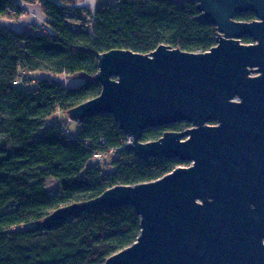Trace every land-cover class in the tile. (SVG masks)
I'll return each mask as SVG.
<instances>
[{"label": "water", "instance_id": "water-1", "mask_svg": "<svg viewBox=\"0 0 264 264\" xmlns=\"http://www.w3.org/2000/svg\"><path fill=\"white\" fill-rule=\"evenodd\" d=\"M195 1L198 19L218 30L214 46L102 52L101 92L68 110L78 123L112 114L140 159L191 161L62 205L37 223L45 231L78 213L133 206L140 234L104 264H264V0ZM246 12L256 18H237ZM178 122L192 126L143 140L146 130Z\"/></svg>", "mask_w": 264, "mask_h": 264}, {"label": "trees", "instance_id": "trees-1", "mask_svg": "<svg viewBox=\"0 0 264 264\" xmlns=\"http://www.w3.org/2000/svg\"><path fill=\"white\" fill-rule=\"evenodd\" d=\"M30 1L41 4L50 31L4 25L3 18L18 17L23 8L17 0H0V264H104L137 240L141 222L133 206L78 213L45 231L37 223L62 205L117 184L157 179L182 162L136 157L124 147L128 135L108 113L87 117L69 136L68 110L101 92L95 79L100 53L114 48L148 53L162 43L207 51L216 44L218 30L198 19L195 0H114L90 9L89 17L84 5ZM237 18L256 16L246 12ZM45 72L88 77L78 86L49 76L28 85L30 74ZM56 113L63 117L58 120ZM185 123L148 129L143 140L180 131ZM112 148L118 157L111 170L92 162L95 153ZM49 178L59 181L60 191L49 192Z\"/></svg>", "mask_w": 264, "mask_h": 264}, {"label": "rangeland", "instance_id": "rangeland-1", "mask_svg": "<svg viewBox=\"0 0 264 264\" xmlns=\"http://www.w3.org/2000/svg\"><path fill=\"white\" fill-rule=\"evenodd\" d=\"M24 1L34 2V1H30V0H24ZM65 1H71V0H65ZM72 1L77 2L78 5H84V6L86 5V8L88 10L85 9L86 10L85 11V14L87 15L86 17H89V15H90L89 14V12H90L89 10L90 9L92 11H95L102 4L109 3V2H113L114 0H72ZM58 2H60V1L58 0ZM61 3L64 4V2H61ZM68 4H71V2L68 3ZM24 12H25V9L23 8V13ZM13 18L15 20L18 17H13ZM2 20H4V19H2ZM42 30L45 31V32L50 31V26L48 24L47 18H46V22L44 24V27H42ZM81 74H83V75H81ZM30 76H31V78L29 80H27V82H29L28 85H35V82H36L35 77H42L43 78L45 76L46 77L49 76L50 78H53L54 80L60 81L61 83L65 84L67 86H78V85L82 84L87 79V77H88V76H84V73H82V72H78V73H75V74H57V75L48 74V73L45 72V73H32V74H30ZM56 115H57L56 118L58 120H60L61 117H63L62 116V113H56ZM67 117H68V115H67ZM64 123L67 124V129H66V132L67 133L66 134H68L69 136L70 135L71 136H75V134L77 133V131L79 129L78 122H75V121L70 120L69 123L68 122H65V121H64ZM191 126L192 125L189 123L188 125L182 126L181 129L182 130H185L186 128L191 127ZM130 142H131V138L129 136L128 137V141L125 142V145L127 143L129 144ZM126 146H124V147H126ZM102 153H104V154H103V157L99 159V161L101 162V164L99 166L103 167L104 169L111 170L112 167H113V164H114L113 163L114 159L116 157H118L117 151L114 150V148H112V149H109L108 151H105V152L103 151ZM93 161L95 163L97 162L96 160H93ZM190 164H191V161H186V162H182L180 165L181 166H188ZM46 187L49 190V192H51V193H56V192L60 191V189H61V186H60L59 181L57 179H55V178H49L46 181Z\"/></svg>", "mask_w": 264, "mask_h": 264}, {"label": "crops", "instance_id": "crops-1", "mask_svg": "<svg viewBox=\"0 0 264 264\" xmlns=\"http://www.w3.org/2000/svg\"><path fill=\"white\" fill-rule=\"evenodd\" d=\"M17 1L25 9V12L20 16H18V18L15 20L13 17L3 18L4 19L3 20L4 22L2 21L3 24L15 28L17 30H22V29L34 30V28L36 27L38 28L41 27L40 29L42 30V27H44V24L46 22V16L42 11L41 4L38 2H28L24 0H17ZM59 1L60 3L61 2L67 4L70 3V1H65V0H59ZM71 4L82 6V5H78L77 2L74 1H72ZM84 76H88V75L84 73Z\"/></svg>", "mask_w": 264, "mask_h": 264}, {"label": "built area", "instance_id": "built-area-1", "mask_svg": "<svg viewBox=\"0 0 264 264\" xmlns=\"http://www.w3.org/2000/svg\"><path fill=\"white\" fill-rule=\"evenodd\" d=\"M127 144H128V143H127ZM127 144H126V145H127ZM126 145H125V146H126ZM103 154H104V153H102V152H97V153H95L93 160H96V161H97L96 164H98V165L101 164V162L99 161V159L103 157ZM93 162H94V161H93ZM94 163H95V162H94Z\"/></svg>", "mask_w": 264, "mask_h": 264}, {"label": "flooded vegetation", "instance_id": "flooded-vegetation-1", "mask_svg": "<svg viewBox=\"0 0 264 264\" xmlns=\"http://www.w3.org/2000/svg\"><path fill=\"white\" fill-rule=\"evenodd\" d=\"M255 19V18H254ZM245 38V37H244ZM250 38V37H249ZM252 39V38H251ZM253 40V39H252ZM253 42V41H252ZM250 43V42H249ZM185 124H189L188 122H186Z\"/></svg>", "mask_w": 264, "mask_h": 264}]
</instances>
